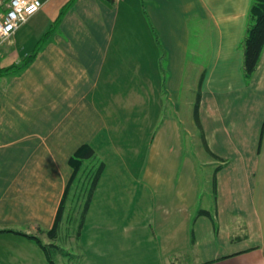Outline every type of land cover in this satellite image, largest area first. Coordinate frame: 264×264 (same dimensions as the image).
<instances>
[{
    "label": "crops",
    "instance_id": "crops-1",
    "mask_svg": "<svg viewBox=\"0 0 264 264\" xmlns=\"http://www.w3.org/2000/svg\"><path fill=\"white\" fill-rule=\"evenodd\" d=\"M251 2L44 0L0 45V67L35 51L0 73V264H50L23 233L53 241L84 143L105 166L76 248L56 237L59 264H264V49L242 70ZM80 195L69 189L61 234Z\"/></svg>",
    "mask_w": 264,
    "mask_h": 264
},
{
    "label": "trees",
    "instance_id": "trees-1",
    "mask_svg": "<svg viewBox=\"0 0 264 264\" xmlns=\"http://www.w3.org/2000/svg\"><path fill=\"white\" fill-rule=\"evenodd\" d=\"M241 47L243 49L242 70L245 76L249 77L255 71L259 63L262 51L264 49V0H252L251 2L248 11V19L244 37L241 41ZM33 55H35V51L31 56H28V58H26V60L21 64H12L10 66L0 67V73L4 74L13 71L16 72L17 70L22 69L31 61ZM88 162H90V167H87L85 165V163ZM69 164L73 169L71 178L66 187L62 202L60 203V206L58 208L54 224L50 229L45 230V232L50 238L53 239V241L44 243L41 238L37 235L23 233L28 237L34 238L38 242V244L43 248L44 252L46 253L50 264H59L55 257L58 253H69L59 243V241H56L57 235L59 234L60 236L61 234L59 227L60 223H62L61 219L64 216L63 213L65 209V202L67 200V197H69V189L72 186L80 187V191L82 192L84 198V208L80 210V221L76 229L78 236L80 234L81 227L83 226V223L85 221V217L88 211L94 188L105 166L104 162L98 158L94 148L88 143L81 144L74 151V153L69 158ZM83 169H85V171L81 172ZM85 179L88 183V185L86 186L84 185ZM70 212H75V210L72 209L71 211H69V213ZM208 213L209 212L207 211V214ZM69 216L73 217V215L71 216L70 214ZM11 231L18 232L16 230ZM191 243H194L193 235ZM172 260H174L173 257Z\"/></svg>",
    "mask_w": 264,
    "mask_h": 264
},
{
    "label": "built area",
    "instance_id": "built-area-1",
    "mask_svg": "<svg viewBox=\"0 0 264 264\" xmlns=\"http://www.w3.org/2000/svg\"><path fill=\"white\" fill-rule=\"evenodd\" d=\"M43 4L44 0H0V45L9 40Z\"/></svg>",
    "mask_w": 264,
    "mask_h": 264
},
{
    "label": "rangeland",
    "instance_id": "rangeland-1",
    "mask_svg": "<svg viewBox=\"0 0 264 264\" xmlns=\"http://www.w3.org/2000/svg\"><path fill=\"white\" fill-rule=\"evenodd\" d=\"M31 24V23H29ZM168 99H165V103H168ZM181 102V100L179 101V103ZM167 109V108H166ZM178 111L180 114H183L185 112V108L181 106V104L178 105ZM184 136H185V141L186 143H189L192 145V137L189 136V134H187V132H184ZM85 165L87 167H90V162L88 163H85ZM85 169H83L81 172H84ZM78 185V184H76ZM85 186L88 185L87 183V180L85 179ZM75 191L78 190L77 188L74 189ZM81 198H83V194L81 196ZM70 199V198H69ZM76 205V211L75 212H66L65 215L67 216L68 214H70L71 216L73 215V217H70L68 220L66 219L65 223H64V226L62 228V234H60V239L61 240H64L62 243V245L67 249V250H72V249H75L76 248V241H72L70 238H72L73 236H75L74 232L75 230L72 232V227L74 229H77V224L79 223L80 221V215H81V212L80 210L84 208V205L81 204L79 207H78V204H75ZM71 234V235H69ZM44 239H46V236H42ZM46 240H49V239H46ZM75 247V248H74ZM56 257V260L58 261V258H57V255L55 256ZM60 261V264H70L69 261L65 260V257H60L59 259Z\"/></svg>",
    "mask_w": 264,
    "mask_h": 264
}]
</instances>
